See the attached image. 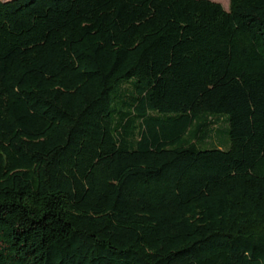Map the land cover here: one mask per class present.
Listing matches in <instances>:
<instances>
[{
  "label": "trees",
  "instance_id": "obj_1",
  "mask_svg": "<svg viewBox=\"0 0 264 264\" xmlns=\"http://www.w3.org/2000/svg\"><path fill=\"white\" fill-rule=\"evenodd\" d=\"M0 264H264V0H0Z\"/></svg>",
  "mask_w": 264,
  "mask_h": 264
},
{
  "label": "rangeland",
  "instance_id": "obj_2",
  "mask_svg": "<svg viewBox=\"0 0 264 264\" xmlns=\"http://www.w3.org/2000/svg\"><path fill=\"white\" fill-rule=\"evenodd\" d=\"M1 1H11V0H1ZM214 2H218V3H221L226 10H229V7H230V0H213ZM223 121V120H222ZM221 121V124L217 126V128H224L225 125L224 123ZM220 137L222 140H224L225 138V131L222 130V132L220 133Z\"/></svg>",
  "mask_w": 264,
  "mask_h": 264
},
{
  "label": "crops",
  "instance_id": "obj_3",
  "mask_svg": "<svg viewBox=\"0 0 264 264\" xmlns=\"http://www.w3.org/2000/svg\"><path fill=\"white\" fill-rule=\"evenodd\" d=\"M211 1H213V0H211ZM225 8V7H224Z\"/></svg>",
  "mask_w": 264,
  "mask_h": 264
}]
</instances>
